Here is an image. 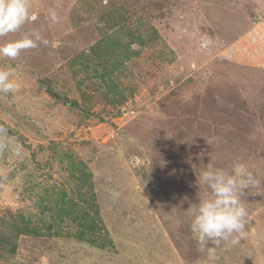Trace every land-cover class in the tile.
Instances as JSON below:
<instances>
[{
	"label": "rangeland",
	"instance_id": "obj_1",
	"mask_svg": "<svg viewBox=\"0 0 264 264\" xmlns=\"http://www.w3.org/2000/svg\"><path fill=\"white\" fill-rule=\"evenodd\" d=\"M28 2L0 43L48 44L0 58L19 84L0 93V264H264V0ZM236 162L260 183L210 259L198 178Z\"/></svg>",
	"mask_w": 264,
	"mask_h": 264
},
{
	"label": "clouds",
	"instance_id": "obj_2",
	"mask_svg": "<svg viewBox=\"0 0 264 264\" xmlns=\"http://www.w3.org/2000/svg\"><path fill=\"white\" fill-rule=\"evenodd\" d=\"M48 16L52 23L59 22V13L55 8L48 9ZM36 14L31 12L28 0H0V38L20 32L28 22H34ZM211 40L203 38L200 47L206 48ZM39 44H48L39 30L26 32L15 40L0 43V58L16 59L21 52L35 49ZM13 73L7 69H0V93L8 94L19 90V84L14 81ZM7 128L0 127V151L9 147ZM19 155V147L14 150ZM198 183L208 190L193 213L190 225L200 252H209L210 259H215L212 249L208 248L211 242L220 246L222 242L236 244L243 236L247 224L248 210L243 202L246 190L255 188L260 182L254 177L247 166L236 162L231 171L215 168L207 164L200 173ZM119 193H113L117 197Z\"/></svg>",
	"mask_w": 264,
	"mask_h": 264
}]
</instances>
